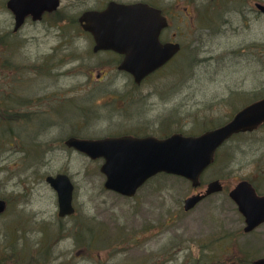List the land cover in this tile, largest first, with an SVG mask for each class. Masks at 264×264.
I'll return each mask as SVG.
<instances>
[{
	"label": "rangeland",
	"instance_id": "obj_1",
	"mask_svg": "<svg viewBox=\"0 0 264 264\" xmlns=\"http://www.w3.org/2000/svg\"><path fill=\"white\" fill-rule=\"evenodd\" d=\"M6 1L0 0V198L8 206L0 215V264H254L264 257V223L245 232L228 196L243 179L264 195V126L231 139L200 187L160 174L134 197L106 190L102 161L63 144L70 136L120 132L128 125L122 116L143 109L160 123L145 134L199 135L264 98V16L248 10L264 0H235L225 25L224 11H209L213 36L197 16L205 0H114L169 10L171 29L182 30L181 54L137 90L108 63L113 58L92 52L77 20L111 0H60L57 11L28 19L17 32ZM100 71L108 76L98 82ZM135 92L150 95L132 108L127 94ZM115 120L119 126L109 128ZM58 173L75 187V214L67 218L58 217L45 181ZM215 179L224 190L185 212L184 200Z\"/></svg>",
	"mask_w": 264,
	"mask_h": 264
},
{
	"label": "water",
	"instance_id": "obj_2",
	"mask_svg": "<svg viewBox=\"0 0 264 264\" xmlns=\"http://www.w3.org/2000/svg\"><path fill=\"white\" fill-rule=\"evenodd\" d=\"M60 0H8L6 7L14 16V31H18L28 17L39 21L45 12L51 13ZM86 31H90L97 48H109L125 54L120 66L136 82L163 66L179 46L161 45L160 31L167 23L161 12L143 3L131 5L109 3L102 12L87 11L79 18ZM129 39H134L130 43ZM264 122V98L239 111L227 124L207 131L200 136L179 133L158 139L153 136L108 137L100 140L71 137L65 141L69 148L86 154L91 159L102 158L100 171L105 175L104 188L128 197L133 196L148 179L159 174L184 177L199 185L201 173L214 160L215 152L233 135L251 132ZM46 182L56 192L58 215L64 217L74 212L72 206L74 185L67 174L47 176ZM222 190L218 181L207 186L206 195ZM204 196L194 195L185 200L184 209H192ZM244 217L245 232H251L264 223V196H258L252 186L241 181L229 192ZM6 202L0 199V214ZM254 264H264V258Z\"/></svg>",
	"mask_w": 264,
	"mask_h": 264
},
{
	"label": "flooded vegetation",
	"instance_id": "obj_3",
	"mask_svg": "<svg viewBox=\"0 0 264 264\" xmlns=\"http://www.w3.org/2000/svg\"><path fill=\"white\" fill-rule=\"evenodd\" d=\"M132 3H135V2H132ZM232 3H235V0H217L215 3H214V1L205 0V1L202 2V4L200 5V15L197 12V16L201 17L200 20L203 22V24H205L203 26H204V29L207 32V35L213 36L212 34H210V31H209L210 28L207 25V24H209L208 22H212V20H213L211 17H209V14H210L209 11H214V10L217 9V10L220 11L219 12L220 15L226 13V15L223 17L224 21H222V24L225 25V24H227L226 16L229 15V11L231 10V4ZM149 4H151V3H149ZM190 4H194V1L192 0V2H190ZM202 7H203V9H202ZM160 10L162 12L161 13L162 16L165 18V20L167 22V25H166V27H164L160 31L159 36H158V41H159V43L161 45L177 44L179 46V49L174 55L171 56V58L162 67H160L158 70H156L152 74H150L147 77H145L144 79H142L140 82H136L135 78L129 72H127L126 70L120 69L121 64L123 63V61L126 58L125 54L119 53V52H117L115 50H112V49H109V48H105V47L97 48V44L95 42V39L93 41L92 36L88 34L90 36V38L92 39V42H93V44H92V52L94 54H107L110 58H113V61L112 62L109 61L108 63L110 65L114 66V68L118 71L119 74L126 75V77L128 79L127 83H126L128 89L137 90L150 77H153L154 75H157L158 73L162 72L163 69L167 68L170 64L173 63V61L181 54V51L184 48L182 40L180 39V37L182 36V34H181L182 30H177V28L176 29H171L170 11L168 10V13H165L163 9H160ZM248 10L252 11L254 13H257L259 15L264 16V3L257 2V1H254L253 3H249ZM184 11L187 12V14H189V7L184 8ZM223 11L225 13H223ZM203 17H205V18H203ZM209 25H211V24H209ZM186 33H189V32H186ZM215 34H219V31L215 32ZM201 35H206V34H203L201 32ZM216 36H220V35H216ZM129 42L132 44V43L135 42V40L134 39H129ZM203 51L204 50H202V52ZM107 76H108V71H105V72L100 71L97 74L96 79L99 82V81H101L102 79H104ZM233 94H234V92L232 93V95ZM149 95L150 94H143L142 92L129 93V94H127V99L131 100V106L133 108L135 105H138V101H142V100L144 101L145 99H147V97ZM89 108H92V110L94 112L93 113V117H97L98 116L97 109L94 108V107H89ZM108 111H109V108L107 109L106 112H108ZM111 116H113V115H111ZM122 119H124V121L127 122L128 125L122 126V130L120 132H116L114 134H111V135H108V136H104V137H101V138H105V137H119V136H132V137H137V138H143L145 136H149V134H145L144 133L145 131L148 132L149 130H152V129L156 130L157 128L160 127V123L157 121V119L155 117H150L144 111V109L141 112L140 111H137V112L136 111L135 112L128 111V112H126L124 114V116H122ZM169 121H174V119L172 117H170ZM114 125L115 126H119L118 123L116 122V120L114 122H109V128L114 126ZM126 127L133 128V129H128ZM216 128H218V127H216ZM213 129H215V128H213ZM166 134H168V133H166ZM71 137H74V136H71ZM68 138H70V137H68ZM78 138H80V137H78ZM64 142H65V140H64ZM64 142H63V144H64ZM99 160H101L103 162L102 159H99ZM213 165H211V166H213ZM209 182H211V181H209ZM223 190H224V185H223ZM198 195L199 196H205L204 193H202V191L199 192Z\"/></svg>",
	"mask_w": 264,
	"mask_h": 264
},
{
	"label": "trees",
	"instance_id": "obj_4",
	"mask_svg": "<svg viewBox=\"0 0 264 264\" xmlns=\"http://www.w3.org/2000/svg\"><path fill=\"white\" fill-rule=\"evenodd\" d=\"M22 119L25 120V117H22ZM9 121L11 122V119H10ZM243 136H248V135H243ZM218 152H219V154H217V156H218V158H219V156L221 155V154H220L221 151L219 150ZM215 163H217V161H216ZM215 163H214V164H215ZM76 235H77V234H76ZM92 235H93V234H92ZM90 237H91V234H90ZM215 253H217V251H216ZM235 261L237 262V264H240V262H243V260H242L241 258H239V259L235 258ZM236 262H235V263H236Z\"/></svg>",
	"mask_w": 264,
	"mask_h": 264
}]
</instances>
